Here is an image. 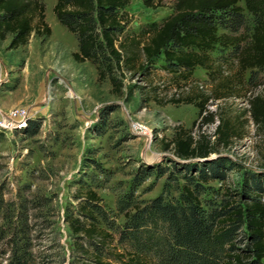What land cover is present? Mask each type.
Returning a JSON list of instances; mask_svg holds the SVG:
<instances>
[{
    "label": "rangeland",
    "instance_id": "rangeland-1",
    "mask_svg": "<svg viewBox=\"0 0 264 264\" xmlns=\"http://www.w3.org/2000/svg\"><path fill=\"white\" fill-rule=\"evenodd\" d=\"M43 1L49 36L31 34L16 49L7 48V39L0 40V110L27 109L20 125L11 131L0 129V264H8L19 240L17 245L26 248L31 264H79L69 220L82 219L81 204L94 209L96 203L109 222L120 225L124 216L117 206L130 191L140 164L159 165L165 172L147 177L134 190L133 202L158 194L177 196L176 184L183 180L174 171L172 150L164 144L179 126L191 129L195 138L203 135L215 141L218 120L205 123L195 106L203 96L208 97L206 109L220 110L241 136H233L228 146L217 144L207 156L228 157L237 164L225 170L224 180L203 183L200 197L219 201L229 188L241 199L243 171L259 177L264 173L263 138L247 112L248 96L260 89L264 78L261 69L239 74L230 51L216 46L210 52L209 71L196 66L186 79L164 69L160 60L132 80L124 78L131 91L124 86L117 96L108 79L98 81L92 63L73 59L78 50L75 35L54 16L55 0ZM162 1L163 6L152 9L141 0H131L127 11L132 20L126 32L137 33L145 24L160 25L172 12V0ZM239 4L244 7L243 0ZM244 16L251 27L252 16L246 9ZM186 96L194 102H167ZM133 120L144 123L150 135L131 131ZM90 191L98 200L85 201ZM95 217L99 226H106L100 216Z\"/></svg>",
    "mask_w": 264,
    "mask_h": 264
},
{
    "label": "trees",
    "instance_id": "trees-1",
    "mask_svg": "<svg viewBox=\"0 0 264 264\" xmlns=\"http://www.w3.org/2000/svg\"><path fill=\"white\" fill-rule=\"evenodd\" d=\"M239 1L172 0V12L160 25L145 24L134 34L126 32L132 20L126 9L131 0H55L52 11L76 37L78 50L73 59L92 63L98 81L108 79L112 92L121 96L124 86L131 91L124 78L132 80L160 60L164 69L186 79L196 66L209 71L210 52L216 46L230 51L239 74L255 68L264 72V0H243L244 7ZM141 3L152 9L163 6L162 0ZM244 9L252 16L251 27L246 25ZM31 34L42 38L51 34L44 1L0 0V40H8L7 48L25 45ZM258 86L248 96L247 112L263 138L260 157L264 166V78ZM207 100L203 96L195 106L205 123L218 120L215 141L203 135L195 138L191 129L179 126L164 144L172 150L174 171L183 180L176 184L178 195L158 194L133 202L134 190L147 177L165 172L159 165L140 164L130 191L117 206L124 216L120 225L109 222L100 205L89 209L81 204L82 219L69 220L79 264H264V173L259 177L254 171H243L241 199L229 188L219 201L200 197L203 183L224 180L225 170L237 164L228 157L207 156L217 144L228 146L233 136H241L220 110L206 109ZM167 102L192 103L194 98L170 97ZM94 200H98L96 194L88 192L85 201ZM95 214L107 227L99 226ZM17 244L20 240L8 264H31V255Z\"/></svg>",
    "mask_w": 264,
    "mask_h": 264
},
{
    "label": "built area",
    "instance_id": "built-area-1",
    "mask_svg": "<svg viewBox=\"0 0 264 264\" xmlns=\"http://www.w3.org/2000/svg\"><path fill=\"white\" fill-rule=\"evenodd\" d=\"M27 114V109L21 107H15L8 111L0 110V129L12 130L16 125H20L23 122V118ZM130 129L134 133L141 134L144 136L150 135L149 128L142 122L131 121Z\"/></svg>",
    "mask_w": 264,
    "mask_h": 264
},
{
    "label": "crops",
    "instance_id": "crops-1",
    "mask_svg": "<svg viewBox=\"0 0 264 264\" xmlns=\"http://www.w3.org/2000/svg\"><path fill=\"white\" fill-rule=\"evenodd\" d=\"M127 8H128V7H127ZM127 8H126V9H127ZM127 10H128V9H127Z\"/></svg>",
    "mask_w": 264,
    "mask_h": 264
}]
</instances>
